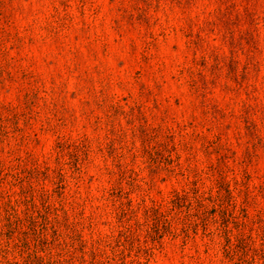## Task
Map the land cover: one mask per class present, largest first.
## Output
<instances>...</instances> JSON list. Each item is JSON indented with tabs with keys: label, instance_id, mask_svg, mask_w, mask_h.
Here are the masks:
<instances>
[{
	"label": "rangeland",
	"instance_id": "1",
	"mask_svg": "<svg viewBox=\"0 0 264 264\" xmlns=\"http://www.w3.org/2000/svg\"><path fill=\"white\" fill-rule=\"evenodd\" d=\"M0 264H264V0H0Z\"/></svg>",
	"mask_w": 264,
	"mask_h": 264
}]
</instances>
